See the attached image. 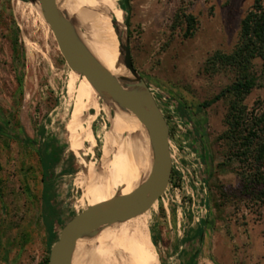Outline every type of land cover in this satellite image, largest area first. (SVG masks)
Instances as JSON below:
<instances>
[{"label": "rangeland", "instance_id": "rangeland-1", "mask_svg": "<svg viewBox=\"0 0 264 264\" xmlns=\"http://www.w3.org/2000/svg\"><path fill=\"white\" fill-rule=\"evenodd\" d=\"M115 1L119 8L124 5V0ZM254 1L131 0L130 11H123V36L130 40L135 68L170 128V184L141 215L161 264H264V204L244 194L242 167L219 140L227 129L231 98L200 107L233 83L234 73H208L206 62L216 51L234 49L240 22ZM180 8L198 20L192 38H184L183 29H172ZM253 70L259 87L246 100L249 108L264 102V59L256 60ZM118 109L69 68L39 3L0 0V121L12 134L41 146L55 142L62 149L61 162L47 183L57 239L90 206L95 168ZM88 124L93 146L82 137ZM154 158L151 144L124 183L126 194L147 181ZM134 174H140L136 180ZM43 187L36 152L0 137V239L6 256L0 264H43L49 258ZM73 264H98L85 235L77 243Z\"/></svg>", "mask_w": 264, "mask_h": 264}, {"label": "bare ground", "instance_id": "bare-ground-1", "mask_svg": "<svg viewBox=\"0 0 264 264\" xmlns=\"http://www.w3.org/2000/svg\"><path fill=\"white\" fill-rule=\"evenodd\" d=\"M57 2L60 10L73 23L79 41L91 55L105 64L123 86L126 87L127 80L136 84L122 64L119 39L125 41L124 13L116 1ZM117 106L119 109L115 112L111 132L105 140L100 167L95 168L90 208L109 202L118 195H128L123 189L124 183L145 159L152 144L145 126L141 123L140 129L137 125V117L119 104ZM90 127L88 124L82 137L93 146L95 136ZM117 151L120 152L117 154ZM139 175L134 174V180ZM150 236L149 226L139 216L126 222L104 226L96 233L86 234L85 238L88 249L98 264H161Z\"/></svg>", "mask_w": 264, "mask_h": 264}, {"label": "water", "instance_id": "water-1", "mask_svg": "<svg viewBox=\"0 0 264 264\" xmlns=\"http://www.w3.org/2000/svg\"><path fill=\"white\" fill-rule=\"evenodd\" d=\"M26 1L34 5L39 3L41 14L69 68L86 77L101 98L119 104L145 126L155 155L150 176L132 194L118 195L109 202L88 207L63 228L51 247L49 264H73L77 243L84 235L146 214L166 193L172 176L170 128L147 82L135 68L129 38L124 42L119 39L120 52L122 64L136 84L127 80L125 87L79 41L73 23L60 10L58 0ZM130 1L124 0V8L128 12L131 9ZM125 26H130V15L126 18Z\"/></svg>", "mask_w": 264, "mask_h": 264}, {"label": "trees", "instance_id": "trees-1", "mask_svg": "<svg viewBox=\"0 0 264 264\" xmlns=\"http://www.w3.org/2000/svg\"><path fill=\"white\" fill-rule=\"evenodd\" d=\"M121 8L128 12L124 5ZM172 29L174 31L183 29L184 38H192L198 30V20L180 8L175 14ZM258 59H264V0H255L250 11L241 20L238 41L234 49L229 53L216 51L208 58L206 62L208 73L230 71L234 73L235 79L230 86L200 107L209 108L220 100L231 98L224 120L227 129L219 140L226 145L227 156L235 158L242 167L239 175L244 194L264 204V102H257L253 108L246 105L247 98L259 87L258 78L253 70L254 62ZM0 137L31 148L39 157L44 184L42 200L45 204L42 218L48 246L51 248L57 240L54 226L56 212L51 203L52 198L47 196L50 190L47 183L61 162L62 149L55 142L41 146L36 140L12 134L1 121ZM5 260L0 239V263ZM43 264H49V258Z\"/></svg>", "mask_w": 264, "mask_h": 264}, {"label": "crops", "instance_id": "crops-1", "mask_svg": "<svg viewBox=\"0 0 264 264\" xmlns=\"http://www.w3.org/2000/svg\"><path fill=\"white\" fill-rule=\"evenodd\" d=\"M203 244H205V240H204V238H203Z\"/></svg>", "mask_w": 264, "mask_h": 264}]
</instances>
